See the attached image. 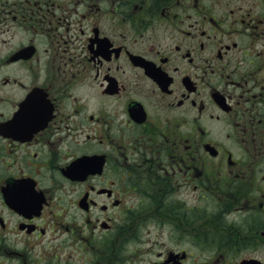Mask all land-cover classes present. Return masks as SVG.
<instances>
[{"label":"flooded vegetation","instance_id":"obj_1","mask_svg":"<svg viewBox=\"0 0 264 264\" xmlns=\"http://www.w3.org/2000/svg\"><path fill=\"white\" fill-rule=\"evenodd\" d=\"M215 1L0 0V264H264V6Z\"/></svg>","mask_w":264,"mask_h":264},{"label":"rangeland","instance_id":"obj_2","mask_svg":"<svg viewBox=\"0 0 264 264\" xmlns=\"http://www.w3.org/2000/svg\"><path fill=\"white\" fill-rule=\"evenodd\" d=\"M208 0H204V3H206ZM215 1V0H213ZM229 1H235V2H242L244 0H229ZM228 1V2H229ZM216 2V1H215ZM233 2L230 3V5L233 4ZM253 3V7L255 9V12H260L262 6H264V0H250V4ZM147 237H143L138 240L139 243L143 240V246L140 248V246L137 248V254L133 253V245L131 243V238H124L121 240V248L122 252L124 253L122 257L124 258V262H127V258L129 256L137 255L136 258L138 261H136L137 264H145L147 260L151 257V254L147 253L148 244L146 243Z\"/></svg>","mask_w":264,"mask_h":264}]
</instances>
